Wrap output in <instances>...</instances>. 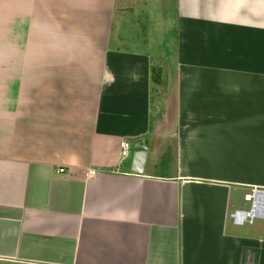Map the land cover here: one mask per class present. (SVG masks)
Instances as JSON below:
<instances>
[{
    "label": "crops",
    "instance_id": "1",
    "mask_svg": "<svg viewBox=\"0 0 264 264\" xmlns=\"http://www.w3.org/2000/svg\"><path fill=\"white\" fill-rule=\"evenodd\" d=\"M126 3L0 0V264H264V0H175L157 64Z\"/></svg>",
    "mask_w": 264,
    "mask_h": 264
},
{
    "label": "rangeland",
    "instance_id": "2",
    "mask_svg": "<svg viewBox=\"0 0 264 264\" xmlns=\"http://www.w3.org/2000/svg\"><path fill=\"white\" fill-rule=\"evenodd\" d=\"M175 0H127L123 29L116 25L115 36L126 34L123 49L145 52L154 64L172 57L177 31ZM122 25V24H121ZM157 76L158 71L156 69ZM252 204V203H251Z\"/></svg>",
    "mask_w": 264,
    "mask_h": 264
},
{
    "label": "built area",
    "instance_id": "3",
    "mask_svg": "<svg viewBox=\"0 0 264 264\" xmlns=\"http://www.w3.org/2000/svg\"><path fill=\"white\" fill-rule=\"evenodd\" d=\"M121 147V157L126 159L129 157L132 145L130 142L123 141L120 144ZM60 173H64V170H60ZM261 195L256 193L253 197H250V202L252 203V208L249 212L236 211L232 214V219L237 225H244L245 223H253L254 220L264 217V208L260 206ZM260 196V197H259Z\"/></svg>",
    "mask_w": 264,
    "mask_h": 264
},
{
    "label": "bare ground",
    "instance_id": "4",
    "mask_svg": "<svg viewBox=\"0 0 264 264\" xmlns=\"http://www.w3.org/2000/svg\"><path fill=\"white\" fill-rule=\"evenodd\" d=\"M260 206H261V208H264V198L263 197H261V199H260Z\"/></svg>",
    "mask_w": 264,
    "mask_h": 264
},
{
    "label": "water",
    "instance_id": "5",
    "mask_svg": "<svg viewBox=\"0 0 264 264\" xmlns=\"http://www.w3.org/2000/svg\"><path fill=\"white\" fill-rule=\"evenodd\" d=\"M258 193H260V194H264V192H258Z\"/></svg>",
    "mask_w": 264,
    "mask_h": 264
}]
</instances>
